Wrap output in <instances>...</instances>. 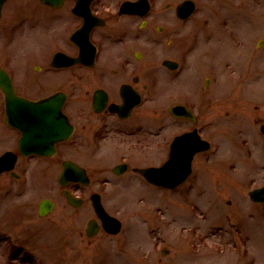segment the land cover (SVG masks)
<instances>
[{
  "label": "rangeland",
  "instance_id": "374dc122",
  "mask_svg": "<svg viewBox=\"0 0 264 264\" xmlns=\"http://www.w3.org/2000/svg\"><path fill=\"white\" fill-rule=\"evenodd\" d=\"M202 6L194 22L198 48L186 74L197 83L195 93L184 88L187 81L182 88H159L142 112L150 125L162 107L167 114L177 94L191 95L203 137L213 144L210 153L195 158L191 180L167 190L134 171L116 175L112 168L120 154L133 155L134 167L159 165L166 154L155 136L114 134L98 157L100 173L97 157L69 153L86 163L92 177L77 193L85 199L77 209L61 193V158L21 160L17 171L28 169L23 179L0 176V264H264V204L249 196L264 186V45L258 48L264 0H203ZM207 77L213 83L204 87ZM86 97L77 100L88 115ZM167 121L164 142L190 126ZM136 140L145 147L135 146ZM13 145L14 136L0 124V153ZM97 191L122 222L120 234L86 235L96 219L90 195ZM43 199L55 203L44 218L38 214Z\"/></svg>",
  "mask_w": 264,
  "mask_h": 264
},
{
  "label": "flooded vegetation",
  "instance_id": "af4514ba",
  "mask_svg": "<svg viewBox=\"0 0 264 264\" xmlns=\"http://www.w3.org/2000/svg\"><path fill=\"white\" fill-rule=\"evenodd\" d=\"M202 4L203 0H6L0 18V124L14 136V145L0 155L8 151L17 155L15 170L20 178L28 172L27 168L17 171L23 159L61 158V169L64 162L72 161L92 182L86 163L71 159L69 153L97 157L100 173L98 157L105 154L112 135L138 139L148 134L158 139L164 160L159 165L134 167L133 155L120 154L112 171L116 175L123 172V176L140 168L164 167L177 137L195 129L203 136L197 107L190 94L182 93L171 100L167 114L162 107L150 125L142 112L153 103L149 96L159 93V88H174L179 83L176 88H182L187 81L184 88L195 93L197 83L190 80L191 73L186 74L198 48L194 22ZM183 5L185 13L194 8L193 13L183 17ZM70 57L78 61L70 65ZM207 81L211 79L201 84L205 87ZM7 82L17 95L32 101L52 95H58V100L41 112L23 111L16 105L17 125L12 127L7 123L6 96L1 89ZM47 88L54 90L48 93ZM81 95L87 96L88 115L77 100ZM177 105L187 107L193 117L175 116L171 109ZM22 118L28 125L21 124ZM169 118L172 124L190 126L164 142ZM135 146L145 144L136 140ZM191 146V140L182 141L178 155L187 154ZM28 148L30 154L24 155ZM89 186L71 183L68 189L80 194L79 190ZM97 226V234L105 232L98 218Z\"/></svg>",
  "mask_w": 264,
  "mask_h": 264
},
{
  "label": "water",
  "instance_id": "95a60500",
  "mask_svg": "<svg viewBox=\"0 0 264 264\" xmlns=\"http://www.w3.org/2000/svg\"><path fill=\"white\" fill-rule=\"evenodd\" d=\"M0 0V6H1ZM6 94V100L8 104V112H9V119L8 123L11 126L17 125L15 122V110L17 109L16 105H21L22 110H29L32 111V109L41 112V111H47L49 109V104H51L53 101H57L58 97H52L45 100H41L39 103L31 102L24 98H19L14 93L13 88H3ZM96 104V101H95ZM180 112V115L182 116H188L189 112L186 111L183 107H177L176 111ZM39 116V115H38ZM41 116V115H40ZM39 116V117H40ZM43 122L46 123V116L45 114H42ZM262 131L264 132V126H262ZM185 140L184 136L178 137L173 145L172 155L169 162L162 168H144V169H138L137 171L143 175L148 181L162 185L165 187H175L179 184H181L191 173V163L193 156L201 151L206 150L209 148V144L203 140L200 139L198 135L195 133L192 134V146L190 147L187 154L182 153L181 156H179L178 152V146L179 144ZM184 155V156H183ZM181 158V160H179ZM8 162H14V157H12L10 154L5 155L0 159V172L3 169L10 168L11 166L5 165ZM178 163L182 164L181 167H178ZM121 173V172H117ZM81 181L84 184H88L89 180L87 179L86 173L83 169L78 167L76 164L72 162H65L63 165V171L61 172L59 176V182L62 186H66L69 181ZM63 195L68 199V202L75 206L80 207L82 205V200L74 198L68 191H64ZM251 198L254 201L257 202H264V187L262 189L254 190L250 193ZM93 200V206L99 215V217L102 219L105 229L112 234H117L120 232L122 224L121 222L115 218L110 216L106 210L104 209L100 195L95 194L92 197ZM54 207V204L50 201H44L42 202L40 206V214L46 215L49 213ZM99 230V227L97 226V222L95 220H91L89 222V228L87 229V234L89 237L94 236Z\"/></svg>",
  "mask_w": 264,
  "mask_h": 264
}]
</instances>
